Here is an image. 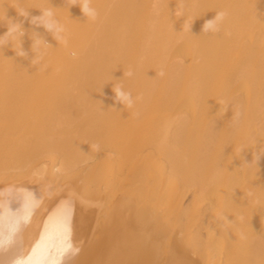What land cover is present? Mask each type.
<instances>
[{
  "label": "bare ground",
  "instance_id": "obj_1",
  "mask_svg": "<svg viewBox=\"0 0 264 264\" xmlns=\"http://www.w3.org/2000/svg\"><path fill=\"white\" fill-rule=\"evenodd\" d=\"M92 6L0 0V264H264V0Z\"/></svg>",
  "mask_w": 264,
  "mask_h": 264
},
{
  "label": "clouds",
  "instance_id": "obj_2",
  "mask_svg": "<svg viewBox=\"0 0 264 264\" xmlns=\"http://www.w3.org/2000/svg\"><path fill=\"white\" fill-rule=\"evenodd\" d=\"M68 3L71 6H78L81 10V13L88 20H95L98 16L97 10L92 6V0H68ZM16 9V8H15ZM17 14L19 17H23L27 19L29 17V12L24 9L17 10ZM224 12H217L215 17L211 20H207L202 28L204 33H215L219 31V23L224 19ZM7 25V31L0 35V48H3L9 44L13 45V41L18 40V47H14V51L17 56H25V52L22 49L21 38L25 35L23 30V21L15 22L13 19L5 17V21ZM31 23L37 26H43L48 32L52 33L53 37L60 44H67L66 38V28L63 24H61L56 18L54 11L52 9H45L42 11V15L34 16L31 18ZM186 23V22H185ZM191 24L188 25V29L190 31ZM48 48L42 41L39 39H35L33 43V50L37 53L36 60L34 63H39L43 59L44 52L42 49ZM73 55H75L73 53ZM128 77L133 75L132 71H128L126 73ZM160 75H163L161 72ZM116 100L122 104H124L127 108L131 109L134 107L135 103L140 99V97H136V100H133L132 94L128 91L123 90L122 85H117L114 88ZM240 116V112H237V119ZM98 149V146H94ZM264 155V152L261 153ZM257 160L260 158L259 155L255 157Z\"/></svg>",
  "mask_w": 264,
  "mask_h": 264
}]
</instances>
